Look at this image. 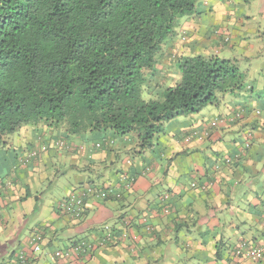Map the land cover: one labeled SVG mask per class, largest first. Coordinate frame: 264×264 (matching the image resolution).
<instances>
[{"label": "crops", "instance_id": "obj_1", "mask_svg": "<svg viewBox=\"0 0 264 264\" xmlns=\"http://www.w3.org/2000/svg\"><path fill=\"white\" fill-rule=\"evenodd\" d=\"M255 4L239 16L234 0H201L199 14L183 21L187 40L176 41L178 53H223L241 60L251 79L259 78L264 73V0ZM253 9L261 21H256ZM225 35L229 46L221 47ZM254 38H258L255 43ZM176 69L165 62L158 71L176 81ZM214 107L216 114L206 109L207 115L202 110L168 123L176 127L165 126L156 147L141 156L134 155L137 142L132 135L88 134L67 139L64 131L40 130L39 126L24 127L10 136L7 146H0V264L16 253L30 258L27 264H232L237 262L233 250L241 241L264 247V105L254 99L234 102L224 98ZM243 109L249 111L243 120L228 118L219 128L209 130L214 117H232ZM191 130H197L201 138L186 143L182 136ZM248 138H252L251 146L245 149ZM65 139L68 151L60 152L56 144ZM31 148L42 150L41 158L14 170ZM236 153L243 155L239 162H223ZM120 173L137 175L132 192L121 201L89 198L82 221L69 219L56 209L77 186L115 185ZM59 177L69 184L56 186L59 193L47 195L44 187H54ZM165 192L170 203L161 200ZM163 204L169 207L166 215L160 210ZM105 225L124 227L129 237L119 235L120 246L80 260L50 258L53 250L71 247L80 239L97 240ZM36 230L45 233L46 239L43 252L35 258L30 236ZM239 264H264V259L259 263L240 259Z\"/></svg>", "mask_w": 264, "mask_h": 264}, {"label": "trees", "instance_id": "obj_2", "mask_svg": "<svg viewBox=\"0 0 264 264\" xmlns=\"http://www.w3.org/2000/svg\"><path fill=\"white\" fill-rule=\"evenodd\" d=\"M200 1L0 0V146L6 147L10 136L24 127L41 126L40 130L64 131L68 137L132 135L137 142L134 155L141 156L156 147L166 124L219 103V96L234 102L254 99L264 105L262 71L259 78L251 79L238 58L178 53L176 41L187 40L183 21L199 14ZM228 40L225 35L220 46L226 47ZM168 60L177 66L176 81L158 71ZM248 113L239 110L231 118L241 121ZM200 138L198 134L196 139ZM186 140L191 142L188 137ZM247 141L245 149L250 148L252 138ZM60 144L64 146L63 141ZM27 152L29 156L19 159L14 170L41 158L36 149ZM242 156L236 153L223 162L234 165ZM126 175L135 185L137 175ZM100 191L107 197H98ZM75 194L81 204L73 205L80 207V213L66 205ZM124 197L109 186L82 185L56 209L69 219L82 221L89 198L118 202ZM168 208L163 204V215ZM106 226L110 225L101 228L97 240H78L69 248L91 244L93 254L120 246L119 235L129 237L124 227L111 226L114 241L103 243ZM37 237L41 238L39 250L34 251L30 244L33 257L45 248V233L34 231L30 242ZM244 243L248 242L241 241L233 250L237 262L232 264H239L236 249ZM258 248L264 251V247ZM58 251H52V261H62L55 256ZM8 259L2 264H27L31 260L24 253L11 254ZM263 259L264 252L255 262Z\"/></svg>", "mask_w": 264, "mask_h": 264}, {"label": "rangeland", "instance_id": "obj_3", "mask_svg": "<svg viewBox=\"0 0 264 264\" xmlns=\"http://www.w3.org/2000/svg\"><path fill=\"white\" fill-rule=\"evenodd\" d=\"M257 1L258 0H234V4H235V6L237 7V9H235L236 10V12H239L238 13V15L240 16V13H244V12H246V11H248V8H250V7H255L256 6V4L255 3H257ZM253 11H254V16H255V19H256V21H261L260 20V18H259V15H258V13H257V11L255 10V9H253ZM257 26H261V23H258L257 22ZM257 28V27H256ZM263 30H264V24H263ZM257 39L258 38H254V39H252V42H257ZM181 41H183V40H181ZM182 45V44H181ZM181 49V48H180ZM208 53H210V52H212V47H211V49H210V51L208 50L207 51ZM201 54H203V55H206L205 54V51H202V53ZM221 55L223 56V53H221ZM172 62H174V61H172V60H168V61H166V63L167 64H171V65H173V66H175V67H177L176 65H175V63H172ZM219 99H220V101H219V103H216L215 105H213V108H204L203 109V111H205L204 112V114L203 115H207V110L206 109H210V110H212V113H218V108H216V107H214V106H218L219 104H220V102H221V100H223V98L221 97V96H219ZM208 107H211V106H208ZM202 111V110H201ZM200 111V112H201ZM199 112V113H200ZM198 114V113H197ZM236 114V113H235ZM235 114L233 115V116H235ZM232 116V117H233ZM222 117L223 116H216V117H214L213 119H211V121L208 123V125H209V130H211V128H217L218 126H221V125H223V123H222ZM226 118V117H225ZM229 118H231V116H229ZM237 118V116L235 117V119ZM244 117L243 116H241V119H243ZM182 119H185L184 117H182ZM226 119H228V118H226ZM235 122H237V121H235ZM170 124H166V127H167V129H170V128H174V127H176L175 126V124L173 125V124H171L170 126H169ZM173 125V126H172ZM198 131L197 130H191L189 133H187V135H185V136H182V138H183V141H185L186 143H187V137L191 140V141H194L196 138H197V135H198ZM67 139H68V136L66 137ZM67 139H65V140H63V144H64V146H61V144H60V142L61 141H59L56 145H57V148L56 149H59V151L60 152H63V151H68V150H66V144H67V142H69ZM65 141V142H64ZM43 142V141H42ZM59 146V147H58ZM35 149H37V148H31L30 150L31 151H33V150H35ZM49 150V149H48ZM36 152H38V153H36L38 156H42V154H41V152H42V150H36ZM63 156H64V153L62 154ZM29 156V153L28 152H26L25 153V155L23 156L22 155V157H20V161L21 160H23V158H26V157H28ZM33 162V161H32ZM31 162V163H32ZM29 165L28 164H24L23 166H22V168H27ZM27 170V169H26ZM53 172V174H54V171H52ZM70 174H73V171H70L69 172V175ZM10 179H11V177H8L6 180H9L10 181ZM60 179V181L59 182H57V185H55L54 187H53V185H52V187H48V186H45L44 187V192H46V194L48 195L49 193H52V194H54L55 192H56V194H58L59 192H58V187H56V186H59V187H63V186H67L69 183H68V179H66L65 177H59L58 178V180ZM12 180V179H11ZM119 182L117 183V184H115V185H113V184H111V185H109V190H111V191H115V192H121V193H123L124 195H126L127 193H129V192H132V188L134 187V185L129 181V180H127V175H126V173H120V175H119V180H118ZM2 182L0 181V184H1ZM4 183H6V181L4 182ZM85 186H87V188H89V186H91V187H93L94 188V185H96V186H102V185H98L97 183H94V185L93 184H91V185H89L88 183H86V184H84ZM62 195L64 194V192L63 193H61ZM161 200H164L166 203H170V201H171V199L168 197V193L167 192H165V193H163L162 194V197H161ZM164 211H165V209H164ZM86 238H84V239H80V240H85ZM70 247V245L67 247V248H64V249H59V250H65V249H68ZM57 251V250H56Z\"/></svg>", "mask_w": 264, "mask_h": 264}, {"label": "built area", "instance_id": "obj_4", "mask_svg": "<svg viewBox=\"0 0 264 264\" xmlns=\"http://www.w3.org/2000/svg\"><path fill=\"white\" fill-rule=\"evenodd\" d=\"M37 152H35L36 154ZM91 191V190H89ZM102 195V198H106L107 194L105 191H100L98 193V197ZM79 197H77V195H73L70 200L66 203V205L68 206V209L71 208H75V210L80 213V207H77L76 205H80L81 204V200L77 199ZM76 202V205H73V203ZM78 203V204H77ZM82 210V208H81ZM166 211H168V209H166ZM80 214H77V216H79ZM113 231L114 229H112L111 226H106L105 227V236H104V241L105 242H113L114 241V237H113ZM127 233V232H125ZM128 234V233H127ZM126 234H124V236L122 238H126ZM40 237L37 238H33V240H31L30 244H32V248L34 251H38L39 250V241H40ZM102 243V244H103ZM93 250V245L91 244H83L81 246H76L73 247L71 249H69L68 251H58L55 253V256L57 257V259L60 260H70L72 257H75L76 259H81V258H85L88 257L91 254V251ZM263 249L258 248L256 246H251L248 243H244L241 246H239L236 249V256L237 258L240 259H248V260H252V261H258L261 260L263 257ZM236 264V263H234ZM238 264V263H237Z\"/></svg>", "mask_w": 264, "mask_h": 264}]
</instances>
